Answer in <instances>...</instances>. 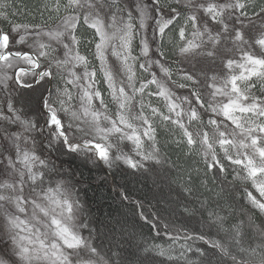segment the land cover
Instances as JSON below:
<instances>
[{
	"label": "snow or ice",
	"instance_id": "obj_1",
	"mask_svg": "<svg viewBox=\"0 0 264 264\" xmlns=\"http://www.w3.org/2000/svg\"><path fill=\"white\" fill-rule=\"evenodd\" d=\"M165 132L197 166L164 151ZM121 162L179 169L205 228L141 204L171 243L98 239L67 165ZM157 258L264 264V0H0V264Z\"/></svg>",
	"mask_w": 264,
	"mask_h": 264
},
{
	"label": "trees",
	"instance_id": "obj_2",
	"mask_svg": "<svg viewBox=\"0 0 264 264\" xmlns=\"http://www.w3.org/2000/svg\"><path fill=\"white\" fill-rule=\"evenodd\" d=\"M5 2L7 3V0H5ZM9 6L11 11H15L17 7L23 5ZM19 18L27 20V17ZM174 37L175 34H173V41ZM57 85L59 86V81ZM181 91L183 92L185 90ZM163 148L164 151L173 158L183 157V160L178 159V163L183 164L186 169L197 166L195 157H188L183 147L172 142L171 132L164 133ZM129 151H131V147H129ZM64 159L68 160L71 158L64 157ZM155 168L158 170L137 171L122 162L117 169H111L108 166L101 169L93 165L92 168L85 170L81 169L79 164L73 165L69 163L67 165V170L69 172H78V179L84 181V183L80 185L82 196L89 204L92 220L94 221V228L98 230V239L121 244V247H127V243L121 242H126L135 235H140L149 245L150 242L152 244L171 243L172 241L169 238L158 234L153 225L144 220L140 208L141 204L145 205V210L150 209L154 212L163 213L167 218L165 223L171 221L181 226L188 224L193 230L205 228V225L191 218L188 214V210L182 211L175 206L166 204L167 199L159 195V178H163L164 172L167 173V171H170L173 180H180L182 179V175L179 174V169H177L176 174H174L170 168L165 170L164 166L156 165ZM85 171L87 173L86 175L83 174ZM171 189L174 190L173 192L178 195L180 200H185V207L189 204L192 208L197 207L196 204L192 203L190 200H186L181 195L182 189L179 184H174L172 182L171 188L168 190L170 194ZM125 192L128 193L131 199L123 195ZM238 206L247 208L242 198ZM207 230H211V225L207 226ZM187 242L186 240L181 241V243ZM194 243H197V246L208 247L203 241ZM133 247L137 252L140 251L137 242H135ZM192 256L193 258H197L195 252L192 253ZM168 263L172 264L171 261H168ZM148 264H152V262L149 261ZM156 264H165V262L163 259L157 258Z\"/></svg>",
	"mask_w": 264,
	"mask_h": 264
},
{
	"label": "rangeland",
	"instance_id": "obj_3",
	"mask_svg": "<svg viewBox=\"0 0 264 264\" xmlns=\"http://www.w3.org/2000/svg\"><path fill=\"white\" fill-rule=\"evenodd\" d=\"M9 8H10V6L8 5V7H6L5 10L6 11H11V9H9ZM19 19H20L21 22L27 21V20H24V19H21V18H19ZM116 62L118 63V61H116ZM106 91H107V87H106ZM170 176H171V179H169ZM172 181H173V176H172L171 172L170 171L169 172L167 171V173L164 172L163 173V178H159V181H158V184H159V188H158L159 195H161L162 197L167 199V203L166 204H170L172 206H175V207L181 209L182 211H186L187 207L184 206L185 200H180L178 195H176V193L173 192L174 190L171 189V194H170V191H168L171 188ZM134 237H138L136 242L139 245L140 249L142 247H144V246H150L148 243H146L144 238L140 237V235H138V236L135 235Z\"/></svg>",
	"mask_w": 264,
	"mask_h": 264
}]
</instances>
